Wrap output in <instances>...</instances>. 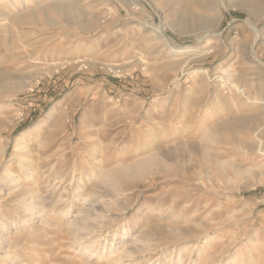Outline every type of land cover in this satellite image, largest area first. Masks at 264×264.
Segmentation results:
<instances>
[{
	"label": "rangeland",
	"instance_id": "374dc122",
	"mask_svg": "<svg viewBox=\"0 0 264 264\" xmlns=\"http://www.w3.org/2000/svg\"><path fill=\"white\" fill-rule=\"evenodd\" d=\"M239 1L0 0V264H264V11Z\"/></svg>",
	"mask_w": 264,
	"mask_h": 264
},
{
	"label": "bare ground",
	"instance_id": "6f19581e",
	"mask_svg": "<svg viewBox=\"0 0 264 264\" xmlns=\"http://www.w3.org/2000/svg\"><path fill=\"white\" fill-rule=\"evenodd\" d=\"M3 2L4 1H8L9 3L11 2V0H2ZM50 0H44V2L45 3H47V2H49ZM51 4V3H50ZM239 4L240 5H242V6H245V7H247V9H248V11H249V13L250 14H254V15H260V14H262L263 13V11H264V9H263V5H264V3L263 2H261L260 0H240L239 1ZM56 9V8H55ZM251 27H252V29H253V31H254V35H255V37H257V35H258V32H257V30H256V28H255V26L254 25H251ZM151 28V27H150ZM152 29V31H156L159 35H158V39L159 40H161L162 42H163V44H164V46H167L168 48H169V50L171 51V52H174V53H177V54H181L182 53V49H174L173 47H172V45L169 43V41L166 39V38H164V36L162 35V33H161V30L160 29H156V28H151ZM185 50V49H184ZM137 64H139V63H141V61L140 60H138L137 59ZM257 63H259V65H261V67H264V63H260V62H258L257 61ZM137 64H134L133 66H136ZM263 64V65H262ZM125 67V66H124ZM126 69V68H125ZM229 76V75H228ZM220 77V76H219ZM230 79H231V77H230ZM228 82V81H227ZM229 83H230V81H229ZM21 84V83H20ZM19 84V85H20ZM229 85H231L232 86V88H234V90L238 93V94H240V95H245V92H244V90L243 89H239V88H237L236 86H235V84H229ZM230 86V87H231ZM262 86V85H261ZM231 88V89H232ZM260 88V87H259ZM261 88H263V87H261ZM254 99V98H253ZM184 128H186V127H184ZM185 130V129H184ZM183 131V130H182ZM186 131L187 130H185L184 132L186 133ZM104 161V160H103ZM18 162V164H19V162L20 161H17ZM122 170V169H121ZM122 172V171H121ZM105 173V172H104ZM108 172H106L105 174H107ZM32 174L33 173H31L30 175H29V177H28V179H29V181L32 179ZM109 175V174H108ZM28 181V180H27ZM26 183V182H25ZM114 196H117V194L116 193H114ZM114 201V200H113Z\"/></svg>",
	"mask_w": 264,
	"mask_h": 264
}]
</instances>
